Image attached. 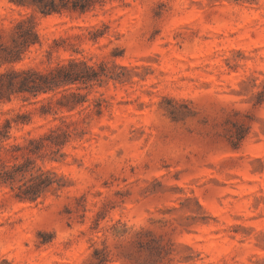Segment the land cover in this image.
<instances>
[{
    "label": "clouds",
    "instance_id": "9594fccd",
    "mask_svg": "<svg viewBox=\"0 0 264 264\" xmlns=\"http://www.w3.org/2000/svg\"><path fill=\"white\" fill-rule=\"evenodd\" d=\"M22 3L0 0L24 21L0 33V75L19 71L3 62L13 39L32 69L0 80V264H207L189 224L250 214L212 177L234 149L264 154V0Z\"/></svg>",
    "mask_w": 264,
    "mask_h": 264
},
{
    "label": "rangeland",
    "instance_id": "374dc122",
    "mask_svg": "<svg viewBox=\"0 0 264 264\" xmlns=\"http://www.w3.org/2000/svg\"><path fill=\"white\" fill-rule=\"evenodd\" d=\"M7 3L13 9L25 7L22 0H7ZM19 17L20 14L17 16V22L22 20ZM17 22L14 23L0 10V33L10 36L11 32L16 31ZM57 44L56 40L52 41V45L55 46ZM20 49V47L16 46V42L13 39L10 44L3 47V56L6 55V52H15ZM29 51L30 49L23 51L20 61L7 62L3 58V62L5 64H15L19 71L32 70L26 67L29 61L23 58L28 56ZM175 56L176 59L184 61V57L179 52H176ZM168 67L170 68L171 65ZM9 72L5 71L0 75V80H3L6 85H8L10 80L5 75ZM7 99L9 102L11 101V97H7ZM145 100H147V97H145ZM119 104L134 107L131 100L120 99ZM41 112H45L43 105L41 106ZM221 167L228 170V176L220 180L212 177L214 187L228 190L223 199L229 200V207L235 206L240 212L247 208L250 214L247 216L233 214L229 217L227 212L218 213V210L213 207L210 209L208 216L194 219L189 224L181 237L185 241L184 247L189 252L199 249L197 257L207 260V264H264V230L257 231V227H255L259 220L264 218L255 212L264 203V196L257 195V193L264 191V188L261 187L264 184V154L252 150L247 155H244L238 149H234L225 156ZM180 191H183V189L181 188ZM249 201L251 202L250 205ZM197 202L202 208L207 204V201L202 196ZM217 202L220 203L219 200ZM223 207L224 205L221 203V208ZM221 216L225 217L229 227H217V225L221 224ZM240 221L245 223H240ZM249 237L251 238V247L255 249L251 255L239 250L250 243ZM140 248H144V245L141 244ZM150 254H155L156 256L167 255L168 249L166 246H156L150 248ZM47 255L48 253H44L45 257ZM188 258L191 259V257ZM53 264H60V260L53 261ZM126 264H130V261H126Z\"/></svg>",
    "mask_w": 264,
    "mask_h": 264
},
{
    "label": "trees",
    "instance_id": "16d2710c",
    "mask_svg": "<svg viewBox=\"0 0 264 264\" xmlns=\"http://www.w3.org/2000/svg\"><path fill=\"white\" fill-rule=\"evenodd\" d=\"M24 23L23 20H20L16 23V26H15V30H18L20 29V27L22 26V24ZM21 49L18 50V51H11V52H6V55L3 56L4 60L7 61V62H17V61H20L21 60V55L23 53V51L29 49L28 45H27V41H25L24 45L22 47H20ZM32 70H20V71H10L7 75V78H9V82H8V85L7 86H10L12 81L17 78V76L23 74L25 75V80H24V83L26 84L27 83V80L29 79V76L27 75L28 73H30ZM11 78V79H10ZM22 91H28V94H31L30 90H27V89H24L23 86H22ZM7 121H6V126H7Z\"/></svg>",
    "mask_w": 264,
    "mask_h": 264
}]
</instances>
